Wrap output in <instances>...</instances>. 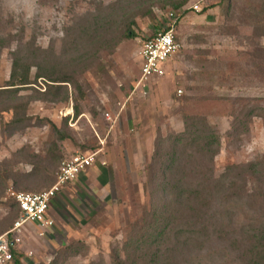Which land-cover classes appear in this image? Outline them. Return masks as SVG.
<instances>
[{"label":"rangeland","instance_id":"rangeland-1","mask_svg":"<svg viewBox=\"0 0 264 264\" xmlns=\"http://www.w3.org/2000/svg\"><path fill=\"white\" fill-rule=\"evenodd\" d=\"M184 1L0 0V36H13L0 56V87L10 79L12 52L23 32V43L35 40L43 62L82 85V90L69 85L67 101L66 91L45 93L39 80L37 92L21 93L30 126L0 125V237L20 240L15 244L24 254L22 264H51L57 257L67 264L110 263L117 252L126 259L129 235L150 214L147 168L156 145L184 131L185 115L206 118L220 134L217 176L228 167L264 160V121L258 111L248 118L252 108H264V66L253 65L251 56L264 48V38H252L255 13L243 0L227 15L220 0L173 7ZM106 9L128 13L137 38L114 46L124 36L123 23L102 31L107 40L99 45L78 35L82 21L93 22ZM178 18L177 53L163 76L142 82L144 44ZM4 115L9 122L12 113ZM87 154L96 155L88 174L52 202L55 223L25 225L15 234L20 215L12 194L50 190L64 163ZM247 181L249 194L255 183ZM222 248L213 242L206 254L185 250L177 264H237L231 249L222 260L205 257Z\"/></svg>","mask_w":264,"mask_h":264},{"label":"trees","instance_id":"trees-1","mask_svg":"<svg viewBox=\"0 0 264 264\" xmlns=\"http://www.w3.org/2000/svg\"><path fill=\"white\" fill-rule=\"evenodd\" d=\"M189 1L173 7L180 10ZM238 1L220 0L218 7L226 10L227 15L236 10ZM243 3L255 13L252 38H264V0H243ZM149 14L156 18L152 12ZM129 19L128 13L114 10L109 13L106 9V13L97 15L93 22L81 19L82 25L77 32L90 43L99 45L107 38L102 31L123 23L126 27L124 36L116 40V46L124 40L137 38L131 29L136 23ZM10 35L8 38L0 36V56L11 46L13 36ZM25 39L23 32L19 48L12 52L10 79L6 86L0 87V125L4 128L30 126L32 118L27 115L28 103L22 102L21 93L25 90L37 92L35 85L39 80L46 84L45 93L57 96L66 91L67 101L69 85L82 90L75 77L56 71L57 67L49 61L43 62L42 51L36 47L35 40L24 44ZM251 56L253 65L264 66L260 61L264 59V48H257ZM33 71H36L35 76H32ZM256 108L250 110L249 120L258 111L264 121V108ZM74 109L79 114L76 106ZM6 111L12 113L9 122L5 120ZM184 125L183 132L160 139L156 145L147 168L146 189H152L150 214L146 212V220L129 235L126 248L130 252L126 259L117 252L110 263L103 260L101 264H177L185 250L206 254L213 242L224 248L205 255L212 262L224 259L227 250L231 249L233 253L229 252V255L237 256V264H264V160L228 167L224 174L217 176L214 162L221 151L220 134L206 118L185 115ZM234 173L236 177L232 179ZM248 178L255 183L249 194L246 192ZM14 207L20 215L18 205ZM10 247L14 256L11 264H22L23 252L17 249L15 242H11ZM51 264L67 263L57 257Z\"/></svg>","mask_w":264,"mask_h":264},{"label":"built area","instance_id":"built-area-1","mask_svg":"<svg viewBox=\"0 0 264 264\" xmlns=\"http://www.w3.org/2000/svg\"><path fill=\"white\" fill-rule=\"evenodd\" d=\"M195 11L200 10L199 5L193 6ZM175 15L172 14L171 17ZM177 19L170 25L165 32H160L149 39L143 46L141 68V81L149 82L150 80L161 77L165 73V64L177 53L179 45L176 38ZM181 93V91H179ZM96 155L87 154L73 157L62 165L57 175L55 185L48 191L41 193H13L18 208L20 218L15 224V234H20L25 225H52L49 220V211L52 202L57 195L68 185L78 180L94 164ZM19 239L13 240L8 235L0 237V264H11L13 253L11 251V242L19 243ZM14 244V243H13Z\"/></svg>","mask_w":264,"mask_h":264},{"label":"crops","instance_id":"crops-1","mask_svg":"<svg viewBox=\"0 0 264 264\" xmlns=\"http://www.w3.org/2000/svg\"><path fill=\"white\" fill-rule=\"evenodd\" d=\"M142 64H143V62H142ZM140 75H141V68H140ZM140 77H141V76H140ZM154 79H155V78H154ZM152 80H153V79H152ZM89 170H90V169H89ZM89 170H88V171H89ZM88 171H87L86 173H83L81 176H83L84 174H88ZM81 176H80V177H81ZM80 177H79V178H80ZM79 178H78V180H79ZM51 209H52V205H51ZM51 209H50V211H51ZM50 211H49V212H50ZM48 218H49L50 221H52L53 223H55V222H54L55 219H54L50 214H49ZM31 226H35V225H31Z\"/></svg>","mask_w":264,"mask_h":264}]
</instances>
